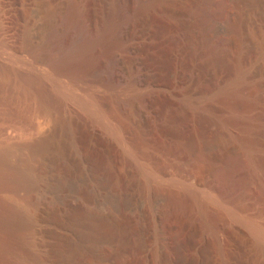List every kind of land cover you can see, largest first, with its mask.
I'll return each instance as SVG.
<instances>
[{"label":"rangeland","instance_id":"1","mask_svg":"<svg viewBox=\"0 0 264 264\" xmlns=\"http://www.w3.org/2000/svg\"><path fill=\"white\" fill-rule=\"evenodd\" d=\"M216 3L226 6L227 19L220 59L209 65L201 54L200 18ZM169 8V42L176 55L182 58L180 47L188 45L202 56L197 63H204L193 99L213 95L210 103L218 113L208 116L226 121L234 140L224 152L211 150L209 164L215 166L244 150L242 128L249 119L264 140V0H170ZM39 13L33 20L35 38ZM237 23L238 33L233 32ZM201 72H206L203 79ZM64 76L61 85L69 86ZM89 93L82 87L78 96L85 101ZM10 94L0 91V264H264V240L242 225L233 233L224 231L221 225L227 223L215 207H201L206 197L198 167L180 168L186 184L171 188L186 206L185 216L172 214L157 224L150 208L132 200L130 168L106 135L96 133L87 108L60 93L54 113H46L36 107L38 98L24 108ZM233 115L241 120L233 121ZM201 122L206 140L220 136L210 121ZM253 200L248 214L264 232V198Z\"/></svg>","mask_w":264,"mask_h":264},{"label":"bare ground","instance_id":"2","mask_svg":"<svg viewBox=\"0 0 264 264\" xmlns=\"http://www.w3.org/2000/svg\"><path fill=\"white\" fill-rule=\"evenodd\" d=\"M83 4L0 0V91L10 92V98L24 108L29 99L38 98L39 104L35 99L33 103L46 113L56 110L55 96L60 93L87 108L96 133L106 135L130 168L132 200L150 208L157 224L172 214L185 216L186 206L171 188L186 184L180 168L188 165L199 168L206 197L201 207H215L227 223L225 228L221 225L224 231L233 233L242 225L264 240L258 220L248 214L255 204L250 200L264 198V140L256 132L258 125L254 119L244 124L243 119L244 150L210 165L209 153L227 150L231 131L226 121L211 117L218 113L210 103L213 95L197 100L192 95L200 66L218 61L226 6L209 5L201 15L200 46L206 61L200 65L202 56L198 59L188 45L180 47L179 59L169 42L170 0H83ZM38 10L41 23L35 38L33 20ZM237 31L238 23L233 27ZM205 73L201 72L202 79ZM64 75L70 78L69 86L61 85ZM82 87L91 91L85 101L78 96ZM239 116L230 119L240 121ZM204 119L220 131L219 137L202 136ZM3 159L0 151V162Z\"/></svg>","mask_w":264,"mask_h":264}]
</instances>
